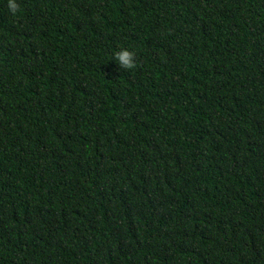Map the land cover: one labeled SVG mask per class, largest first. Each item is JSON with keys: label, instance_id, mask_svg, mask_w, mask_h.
Masks as SVG:
<instances>
[{"label": "trees", "instance_id": "1", "mask_svg": "<svg viewBox=\"0 0 264 264\" xmlns=\"http://www.w3.org/2000/svg\"><path fill=\"white\" fill-rule=\"evenodd\" d=\"M16 2L0 264H264V0Z\"/></svg>", "mask_w": 264, "mask_h": 264}, {"label": "clouds", "instance_id": "2", "mask_svg": "<svg viewBox=\"0 0 264 264\" xmlns=\"http://www.w3.org/2000/svg\"><path fill=\"white\" fill-rule=\"evenodd\" d=\"M7 7L9 11L15 15L19 10V4L16 0H7ZM116 64L121 70H134L137 67L136 64V55L133 51L128 50L127 48H121L115 53Z\"/></svg>", "mask_w": 264, "mask_h": 264}]
</instances>
